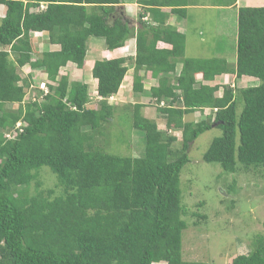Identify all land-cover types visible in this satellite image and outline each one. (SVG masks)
<instances>
[{"label": "trees", "instance_id": "obj_1", "mask_svg": "<svg viewBox=\"0 0 264 264\" xmlns=\"http://www.w3.org/2000/svg\"><path fill=\"white\" fill-rule=\"evenodd\" d=\"M138 3L147 10L136 28L124 0H0L6 8L0 20V264H203L182 256L181 173L191 145L216 127L222 135L205 162L229 174L264 170V7L239 10L233 65L185 57V36L167 21L185 17L188 0ZM148 12L157 25L144 20ZM37 33L48 36L50 51L35 47ZM131 38L135 54L95 61L100 100L93 106L89 84L69 75L86 69L93 39L114 52ZM26 66L31 73L23 77L19 70ZM131 68L133 92L152 97L168 131H181L180 150L173 148L175 136L143 117L141 104L130 118L131 128L146 137L142 157L114 155L96 144L114 121L109 100ZM41 71L47 78L38 81L33 73ZM147 72L157 86L146 88ZM225 74L258 84H209ZM42 83L48 90L40 88L42 99L29 98ZM206 110L200 121H185ZM42 167L56 175L62 195L40 190ZM232 264H264V236Z\"/></svg>", "mask_w": 264, "mask_h": 264}, {"label": "rangeland", "instance_id": "obj_2", "mask_svg": "<svg viewBox=\"0 0 264 264\" xmlns=\"http://www.w3.org/2000/svg\"><path fill=\"white\" fill-rule=\"evenodd\" d=\"M131 2L136 4L139 0H127L128 4ZM3 9L4 6H0V11L3 12ZM141 11H143L142 7ZM236 11H231L228 14L231 16L232 13L231 19L228 18L226 21H220L219 18L215 19L216 12L214 11H211L206 18L201 17L195 20V23L197 21L201 23L200 28L205 31L211 29L214 36L209 39L205 38V41L201 44L198 42L199 38H193L192 44L187 43L185 55L188 57L204 56L205 59H209L212 55L223 54L229 62L234 61L235 54H237ZM126 13L128 12L126 11ZM3 15L0 12L1 18H3ZM131 19L135 21L136 18L131 17ZM215 29L220 34H217ZM222 29L224 31H221ZM217 36L219 37L216 38ZM216 39L222 40V44H216ZM98 40L97 43L99 44H95L96 47L91 50L93 56H89L88 60H101L104 58L102 53L106 51L105 42L103 39H95V42ZM34 41L35 47L42 52L52 49L48 36L45 34H36ZM128 44L126 46L127 51L129 50L132 54H135L133 44L130 41ZM199 50L200 52L203 51L202 55H197L198 52L196 51ZM133 72L132 70L126 78L125 88H122L118 95L109 100V103L116 107L117 113L112 125L106 126L104 135L96 136V144L103 147L108 153L137 158L142 157L145 153L146 137L144 132L131 128L130 116L136 109V105H143L141 111L144 118L155 120L160 129L168 130L164 119L160 117L161 114L157 111L158 105L152 101V97L133 92ZM19 73L26 77L27 74L31 73V70L26 66L19 70ZM84 73L88 74L87 77L90 80L88 84L91 104L99 108L100 98L97 94V83L92 77V71L86 68ZM33 74L38 81L47 78L46 75L43 76L42 71ZM84 75L72 74L69 75V78L72 81L77 79L84 81L86 80ZM252 82L255 81L244 78L242 81L236 79V83L233 84L238 89L255 85ZM145 84L147 88H150L153 84L150 72L145 74ZM41 85L40 87H37V85L33 87L29 98L42 99L40 97ZM29 100L26 99L25 102L28 103ZM26 103H24V106ZM241 109L242 105L239 112ZM207 114H210L209 110H206L204 114L197 112L186 116L185 121L197 122ZM119 116H121V119ZM168 134L177 138L178 141L174 143L173 148L180 150L183 140L181 131L172 129L168 131ZM221 135L222 131L215 127L197 138L189 150L190 161L181 173L182 205L184 211L187 212L183 217L187 228L183 232L182 256L183 260L187 262L232 264V261L238 255L247 254L253 250L258 238L264 236V170L257 171L253 169L247 171L240 169L236 174H229L219 164L207 163L203 160L204 154L213 140ZM37 180L41 183V191H52L53 197L62 195L63 190L59 187L57 177L48 167L40 169ZM29 189L32 194L37 193L36 182H33Z\"/></svg>", "mask_w": 264, "mask_h": 264}, {"label": "crops", "instance_id": "obj_3", "mask_svg": "<svg viewBox=\"0 0 264 264\" xmlns=\"http://www.w3.org/2000/svg\"><path fill=\"white\" fill-rule=\"evenodd\" d=\"M189 1V5L185 7L186 9V16L181 18V17H177L176 15H173L168 22V24L172 25L173 27H175L177 29V31L181 34H183L185 36V39H186V49H187V43H191L193 42V38H199L198 42L203 43L205 41V38L209 39L211 36H214L211 32V29L209 31H205L204 29L200 28V25L201 23H199V21H197L195 23V20H198L199 18L201 17H205L211 12V11H214L216 12V17L215 19L219 18L220 21H226L228 18L231 19V16H232V13H231V16L228 15L231 11L233 10H237V15L236 17L238 18V12L241 8H244L245 7H264V0H188ZM125 10L128 12V16H130V18H136L135 19V22H133V26H137L136 28L140 27L136 21L138 19V16L141 14V13H144L145 10V7L143 6H139L138 3L134 4V2H131L130 4L127 3V0H124V4H123ZM141 7L143 8V11H141ZM1 14L3 13L5 15V12H6V9L4 7L3 9V12L0 11ZM163 12L164 13H169L170 10L169 9H163ZM3 15V17H4ZM149 17L150 19V22H152L151 20V15L150 13H146V16L144 18H147ZM0 20H1V17H0ZM146 20V19H144ZM134 21V20H133ZM206 21V20H205ZM229 21V20H228ZM207 23V22H206ZM153 25H155L153 22H152ZM157 25V24H156ZM218 29V28H217ZM215 29V32L217 34H220V32ZM221 31H224V29H222ZM38 34H42V33H38ZM189 37V39H188ZM219 36H217L216 38H218ZM238 37V25H237V35H236V38ZM42 40V39H41ZM135 39H132V41H130L133 46H134V42ZM209 41V40H208ZM217 43L216 44H222V40H218L216 39ZM96 41L95 42V39H93L90 43V46H89V51H88V55H87V60H86V68L91 70L92 71V68L94 66V63L96 61L95 60H88L89 56H93L91 55V53L93 51H91L93 48H95V44H98ZM207 43V42H206ZM129 45V44H128ZM94 50V49H93ZM106 50V49H105ZM132 50V48H131ZM187 52V51H186ZM198 52L197 55H202V52L199 51H196ZM104 54V58H107V59H111V58H114V57H128L130 55H132V52L131 51H127V48L124 47L122 50H117V51H114V52H110V51H103ZM115 54V55H114ZM119 54V55H118ZM186 54V53H185ZM196 54V53H195ZM114 55V56H113ZM117 55V56H116ZM113 56V57H112ZM185 57H188L185 55ZM188 58H192V59H205L204 56H190ZM211 58H223V59H226L228 61V58L224 57L223 54H215V55H212V57H210L209 59ZM235 60L234 61H228L229 63L231 64H235L236 62V59H237V54H235ZM233 62V63H232ZM130 66V65H129ZM133 70V68L130 69L129 73H128V76L130 75L131 71ZM73 71H74V75H79V76H83L84 75V70L83 72L81 70H76V68H73ZM75 71H76V74H75ZM180 69H178V73H179ZM85 78H86V83H89L88 81V74L86 73L85 75ZM127 76V77H128ZM84 78V77H82ZM244 78H249V79H253L255 82H252V84H255L257 85L258 83V80L255 79V78H251V77H243L241 78L240 80L242 81ZM236 77L234 75H228V74H225V75H222V76H219L215 79V81L209 83L211 86H214L216 84H231V85H235L233 83H236ZM151 80L153 82V84L151 85L152 86H157L158 82L156 79L152 78L151 77ZM95 83H97V80H95ZM93 81V82H94ZM197 81L200 82L202 81V75L199 74L197 75ZM127 82V81H125ZM125 82L123 84V86L121 87L122 88H125ZM218 82V83H217ZM157 83V84H156ZM215 83V84H213ZM257 83V84H256ZM156 84V85H155ZM97 86V85H96ZM253 86V85H251ZM147 88V86H146ZM120 89V91H121ZM120 93V92H119ZM118 93V94H119Z\"/></svg>", "mask_w": 264, "mask_h": 264}, {"label": "built area", "instance_id": "obj_4", "mask_svg": "<svg viewBox=\"0 0 264 264\" xmlns=\"http://www.w3.org/2000/svg\"><path fill=\"white\" fill-rule=\"evenodd\" d=\"M41 88H42L43 90H45V92H47V87L45 86V83H42ZM33 100H34V101H37V98H34ZM7 136H8V138H11L9 135H7Z\"/></svg>", "mask_w": 264, "mask_h": 264}, {"label": "clouds", "instance_id": "obj_5", "mask_svg": "<svg viewBox=\"0 0 264 264\" xmlns=\"http://www.w3.org/2000/svg\"><path fill=\"white\" fill-rule=\"evenodd\" d=\"M146 20H148V17L147 18H145ZM38 34V33H37Z\"/></svg>", "mask_w": 264, "mask_h": 264}]
</instances>
